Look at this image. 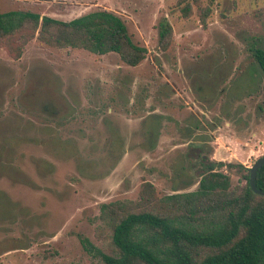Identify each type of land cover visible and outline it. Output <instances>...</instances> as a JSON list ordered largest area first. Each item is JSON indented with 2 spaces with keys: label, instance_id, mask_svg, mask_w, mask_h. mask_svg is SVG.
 <instances>
[{
  "label": "rangeland",
  "instance_id": "1",
  "mask_svg": "<svg viewBox=\"0 0 264 264\" xmlns=\"http://www.w3.org/2000/svg\"><path fill=\"white\" fill-rule=\"evenodd\" d=\"M190 5V14L181 8ZM107 9L147 48H58L29 27L0 38V264H98L100 206L196 189L210 161L250 167L264 156V0H0L63 21ZM172 26L158 46L157 23ZM231 187L243 169L222 167Z\"/></svg>",
  "mask_w": 264,
  "mask_h": 264
},
{
  "label": "trees",
  "instance_id": "2",
  "mask_svg": "<svg viewBox=\"0 0 264 264\" xmlns=\"http://www.w3.org/2000/svg\"><path fill=\"white\" fill-rule=\"evenodd\" d=\"M181 1V0H180ZM183 16L190 14L187 3ZM29 27L37 38L58 48H79L93 54L116 53L129 66L139 64L147 48L135 43L123 18L96 9L63 21L30 10L0 12V38ZM158 46L166 49L172 26L165 16L157 23ZM264 79V50L251 49ZM243 169L244 183L231 187L222 167ZM264 190V165L256 174ZM109 234L107 249L80 238L98 264H264V196L249 186V169L241 163L210 161L196 189L157 197L145 182L139 199L102 203L99 218Z\"/></svg>",
  "mask_w": 264,
  "mask_h": 264
},
{
  "label": "water",
  "instance_id": "3",
  "mask_svg": "<svg viewBox=\"0 0 264 264\" xmlns=\"http://www.w3.org/2000/svg\"><path fill=\"white\" fill-rule=\"evenodd\" d=\"M263 165H264V156H260L257 159H255V161L250 167H248L249 186L254 193L258 195H262V196H264V190L256 186V174H257L258 169Z\"/></svg>",
  "mask_w": 264,
  "mask_h": 264
}]
</instances>
